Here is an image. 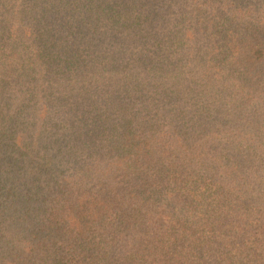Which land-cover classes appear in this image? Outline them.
<instances>
[{
  "label": "trees",
  "instance_id": "trees-1",
  "mask_svg": "<svg viewBox=\"0 0 264 264\" xmlns=\"http://www.w3.org/2000/svg\"><path fill=\"white\" fill-rule=\"evenodd\" d=\"M0 264H264V0H0Z\"/></svg>",
  "mask_w": 264,
  "mask_h": 264
}]
</instances>
